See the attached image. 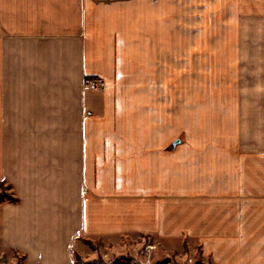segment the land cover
Returning a JSON list of instances; mask_svg holds the SVG:
<instances>
[{
    "label": "crops",
    "instance_id": "crops-1",
    "mask_svg": "<svg viewBox=\"0 0 264 264\" xmlns=\"http://www.w3.org/2000/svg\"><path fill=\"white\" fill-rule=\"evenodd\" d=\"M200 23L226 81L164 92ZM1 182L23 264L131 236L264 264V0H0Z\"/></svg>",
    "mask_w": 264,
    "mask_h": 264
},
{
    "label": "rangeland",
    "instance_id": "rangeland-1",
    "mask_svg": "<svg viewBox=\"0 0 264 264\" xmlns=\"http://www.w3.org/2000/svg\"><path fill=\"white\" fill-rule=\"evenodd\" d=\"M202 23L196 28V36L194 42L196 51L191 53H179V72L177 74L179 83L171 82L172 72L167 66L171 63L163 64L164 68V92L179 93H196L219 92L221 82L226 81V70L220 67L219 53L211 54L212 63H205L204 45L209 39L204 35ZM186 40V39H185ZM192 40V39H190ZM180 43H184L181 40ZM185 44L186 41H185ZM190 44L192 42L190 41ZM210 56V54H208ZM221 71H224L222 76ZM241 82H244L242 69L237 70ZM13 199L9 187L5 183H0V202L11 201ZM95 244V246L93 245ZM92 245L94 247H92ZM90 248L100 249L97 257L91 260H83L82 257L76 258V264H211L210 261L204 259L198 249L191 251L186 245L183 248L172 246L171 250L167 249L166 244L153 242L149 238L143 236H131L123 238L113 244L101 245V242H88ZM107 247V248H104ZM0 264H23L20 255L14 253H6L0 247Z\"/></svg>",
    "mask_w": 264,
    "mask_h": 264
},
{
    "label": "trees",
    "instance_id": "trees-1",
    "mask_svg": "<svg viewBox=\"0 0 264 264\" xmlns=\"http://www.w3.org/2000/svg\"><path fill=\"white\" fill-rule=\"evenodd\" d=\"M1 184H3L2 182H1ZM14 199H11V201H13ZM92 247H94L93 245H92ZM77 261H78V257H77Z\"/></svg>",
    "mask_w": 264,
    "mask_h": 264
}]
</instances>
